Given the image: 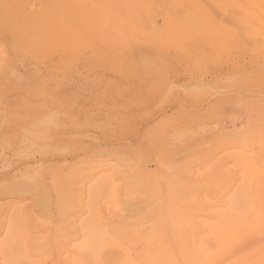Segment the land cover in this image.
<instances>
[{"label": "rangeland", "instance_id": "obj_1", "mask_svg": "<svg viewBox=\"0 0 264 264\" xmlns=\"http://www.w3.org/2000/svg\"><path fill=\"white\" fill-rule=\"evenodd\" d=\"M0 264H264V0H0Z\"/></svg>", "mask_w": 264, "mask_h": 264}, {"label": "bare ground", "instance_id": "obj_2", "mask_svg": "<svg viewBox=\"0 0 264 264\" xmlns=\"http://www.w3.org/2000/svg\"><path fill=\"white\" fill-rule=\"evenodd\" d=\"M59 1H61V0H59ZM65 1V0H64ZM70 1V0H69ZM72 1V0H71ZM62 3V2H61ZM109 3V2H108ZM104 14H106V13H104ZM105 18V17H104ZM108 18V17H107ZM92 19V18H91ZM111 19V18H110ZM105 20H107V19H105ZM107 22V21H106ZM118 23V22H117ZM119 25V24H118ZM103 26V25H102ZM117 26V25H116ZM104 27V26H103ZM95 33V32H94ZM215 105H217V104H215ZM214 105V106H215ZM259 109V108H258ZM144 137V136H143ZM233 143V142H232ZM226 144V143H225ZM223 145V144H222ZM130 147V146H129ZM120 150V149H119ZM97 151V150H96ZM115 151V150H114ZM126 151H128V150H126Z\"/></svg>", "mask_w": 264, "mask_h": 264}]
</instances>
